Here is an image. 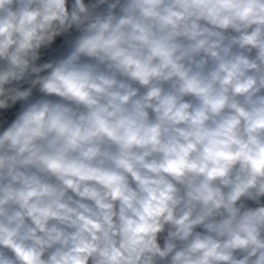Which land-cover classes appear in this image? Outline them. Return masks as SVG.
I'll return each instance as SVG.
<instances>
[{"label":"clouds","instance_id":"9594fccd","mask_svg":"<svg viewBox=\"0 0 264 264\" xmlns=\"http://www.w3.org/2000/svg\"><path fill=\"white\" fill-rule=\"evenodd\" d=\"M0 264H264V0H0Z\"/></svg>","mask_w":264,"mask_h":264}]
</instances>
